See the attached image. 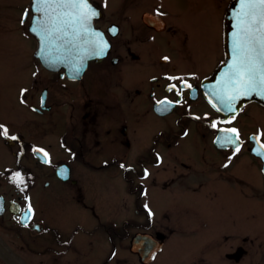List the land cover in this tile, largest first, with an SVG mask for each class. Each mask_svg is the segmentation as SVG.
<instances>
[{
    "label": "flooded vegetation",
    "instance_id": "1",
    "mask_svg": "<svg viewBox=\"0 0 264 264\" xmlns=\"http://www.w3.org/2000/svg\"><path fill=\"white\" fill-rule=\"evenodd\" d=\"M234 1L220 22L223 0H87L97 15L75 42L99 39L105 52L86 65L39 62L23 91L41 131L30 140L5 136L0 122L20 158L0 171L11 264H264V102L229 112L207 91L226 60ZM40 7L26 0L21 17L35 53L48 19ZM96 174L104 190L92 189ZM51 178L63 189L46 192Z\"/></svg>",
    "mask_w": 264,
    "mask_h": 264
},
{
    "label": "rangeland",
    "instance_id": "2",
    "mask_svg": "<svg viewBox=\"0 0 264 264\" xmlns=\"http://www.w3.org/2000/svg\"><path fill=\"white\" fill-rule=\"evenodd\" d=\"M230 1L223 0V4L220 7V22ZM210 2L212 3L213 0H208V3ZM25 5L26 0H0V122L9 133L16 132L24 140H30V134L35 131L39 132L40 129L32 121L29 123L27 121L31 114L33 116L36 114L30 108L32 101L23 95V91L25 87L30 88L33 83V71L35 72L43 67L39 58L35 57V42L26 34L21 21ZM209 14L211 17L212 13L210 12ZM209 39L212 38L209 37ZM208 57L210 61L207 63V67L212 68L216 64L218 57ZM221 58L222 53L220 50V60ZM18 145L19 142L14 146L18 147ZM10 148L0 138V171H3L7 166H15L18 159H20L19 155L16 154L17 149L12 151ZM27 161L28 159L24 158V156L21 157V162ZM103 176V174H96L90 177L91 181L96 182L95 188H92L93 190H104V184H100L99 181V178ZM2 181V189L9 192L13 191L12 185L6 182L5 178ZM61 189H63L61 183L57 179L51 178V186L46 189V192L52 193ZM241 195L238 197L240 203L245 202V205L241 207L247 208V205L251 202L246 198V195ZM228 205L229 202L220 200V214L225 212ZM232 207H234L233 204ZM76 211L75 208V213ZM12 237L13 235L7 229L0 228V254L8 260L7 264H11V259H9L10 254L6 251L7 248L6 250L4 249L8 245L5 244V241L11 240ZM225 250L227 249H221V252L223 253ZM223 257L224 255H222ZM208 264L212 263L209 262ZM219 264L228 263L220 259Z\"/></svg>",
    "mask_w": 264,
    "mask_h": 264
},
{
    "label": "snow or ice",
    "instance_id": "3",
    "mask_svg": "<svg viewBox=\"0 0 264 264\" xmlns=\"http://www.w3.org/2000/svg\"><path fill=\"white\" fill-rule=\"evenodd\" d=\"M37 3L42 5L37 8V11H43L48 17L43 27L37 26L45 43H48L49 38L55 34L56 40H62L67 45L75 46V41L81 34L80 29H83L91 17L97 15L89 8L87 0H37ZM239 3L240 10L236 13L235 30L232 33V63L229 65L230 75L228 77V84L231 87L224 95L216 90L210 93L217 96L219 102L229 112L234 111L232 101L241 96H251L254 93L264 96V0H239ZM112 31L114 33L115 29L113 28ZM89 43L93 44L95 55H102L108 47L106 42L89 41ZM169 79L177 78L169 77ZM184 86L191 87L187 84ZM175 87V85H170L169 90ZM232 92L237 95H231ZM159 103L164 104L165 101ZM212 126L216 127L215 124ZM227 131L237 134L238 139L237 129L231 128ZM4 135L7 136L6 129H4ZM225 143L235 144L236 140L229 136L225 138ZM236 151H239L238 147ZM44 155L47 156V153ZM145 175H147V170H145ZM16 176L19 177V173ZM28 211L31 212L30 206Z\"/></svg>",
    "mask_w": 264,
    "mask_h": 264
},
{
    "label": "water",
    "instance_id": "4",
    "mask_svg": "<svg viewBox=\"0 0 264 264\" xmlns=\"http://www.w3.org/2000/svg\"><path fill=\"white\" fill-rule=\"evenodd\" d=\"M240 10L239 0H235L228 9L225 22V46L227 58L219 67V70L214 76L209 79L207 84V91L209 92L208 97L212 104L217 108H223L224 105L219 102L217 96L211 95L213 90L220 92L222 95L230 89L228 84V77L230 75L229 65L232 63L231 44H232V33L235 30V16ZM89 41L100 42L99 39L84 40L81 42H75V46H71L56 39H49L48 43H45L44 39L38 41V47L36 50V57H38L41 63L48 68H59L62 65L73 66V65H86L88 60L97 55L94 54L95 48ZM231 95H237L232 92ZM247 97H256L258 100L264 102V96L256 95L255 93L251 96H241L238 99L232 101V103H241V101ZM225 108V107H224ZM2 211V208L1 210ZM136 238L134 239V247L136 244ZM135 249H138L135 247Z\"/></svg>",
    "mask_w": 264,
    "mask_h": 264
},
{
    "label": "bare ground",
    "instance_id": "5",
    "mask_svg": "<svg viewBox=\"0 0 264 264\" xmlns=\"http://www.w3.org/2000/svg\"><path fill=\"white\" fill-rule=\"evenodd\" d=\"M225 39H226V35H225ZM226 58H227V53H226ZM40 60V59H39ZM41 62V61H40ZM42 64V63H41ZM43 65V64H42ZM247 98H251V97H247ZM244 101V99L241 101V103H232V107H239L242 102ZM145 243V242H144Z\"/></svg>",
    "mask_w": 264,
    "mask_h": 264
}]
</instances>
